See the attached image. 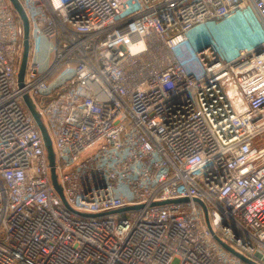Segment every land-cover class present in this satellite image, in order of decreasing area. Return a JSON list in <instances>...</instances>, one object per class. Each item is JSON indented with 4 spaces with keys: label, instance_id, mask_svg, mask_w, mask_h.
<instances>
[{
    "label": "built area",
    "instance_id": "built-area-1",
    "mask_svg": "<svg viewBox=\"0 0 264 264\" xmlns=\"http://www.w3.org/2000/svg\"><path fill=\"white\" fill-rule=\"evenodd\" d=\"M19 2L22 89L0 0V264H264V0ZM236 17L254 33L233 53L198 34Z\"/></svg>",
    "mask_w": 264,
    "mask_h": 264
},
{
    "label": "water",
    "instance_id": "water-1",
    "mask_svg": "<svg viewBox=\"0 0 264 264\" xmlns=\"http://www.w3.org/2000/svg\"><path fill=\"white\" fill-rule=\"evenodd\" d=\"M9 1L12 4V6H13L15 12L17 13L20 21L22 22V26H23V53H22V58L20 61L19 72H18L19 88L22 89L24 87V79H25L27 62H28L29 51H30V40H29L30 39V25H29L27 15H26L21 3L19 2V0H9ZM24 100H25V103H26L30 113L34 117V119H35V121H36V123L40 129V132L42 134L44 144H45V148L47 151V157H48V161H49L51 179H52L53 186L56 189V191L58 192V194L61 196V198L63 200H65L64 196H63L62 189H61V187L58 183V180H57V175H56V171H55V163H56L55 153H54L53 144H52V140H51V137L49 135V132H48L42 118L40 117V115L36 111L35 105L33 104L30 97L28 95H25ZM165 203H168V202H165ZM66 206H67V204H66ZM128 209H133V208H126L123 210H118V212L128 210ZM134 209H137V207H135ZM87 216H90V215H87ZM92 216H94V215H92ZM224 247L228 251L233 252L228 246H224ZM235 255L242 258L243 261L246 262L247 264H254L250 260L245 259L236 253H235Z\"/></svg>",
    "mask_w": 264,
    "mask_h": 264
},
{
    "label": "bare ground",
    "instance_id": "bare-ground-1",
    "mask_svg": "<svg viewBox=\"0 0 264 264\" xmlns=\"http://www.w3.org/2000/svg\"><path fill=\"white\" fill-rule=\"evenodd\" d=\"M254 33L252 26L243 19L236 17L232 20H224L220 24H211L210 27L199 28L198 34L205 40H215L219 42L228 53H233L235 47L247 46L251 35ZM225 83L228 94L235 100V84L228 78Z\"/></svg>",
    "mask_w": 264,
    "mask_h": 264
}]
</instances>
